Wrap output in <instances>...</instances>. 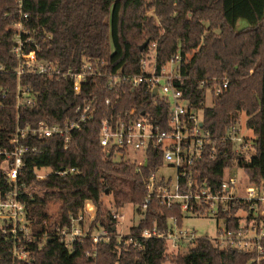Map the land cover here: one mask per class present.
Here are the masks:
<instances>
[{"label": "trees", "instance_id": "16d2710c", "mask_svg": "<svg viewBox=\"0 0 264 264\" xmlns=\"http://www.w3.org/2000/svg\"><path fill=\"white\" fill-rule=\"evenodd\" d=\"M24 11L30 19L25 26L39 45L38 61H54L64 68H79L85 60H104L107 70L115 74L137 73L144 56L140 47L157 43L159 65L166 64L178 52L183 59L182 74L185 94L195 104L203 100L199 85L202 80L228 78V88L204 110V125L214 134H222L245 114V126L256 137V154L247 160L228 153L216 160H204L202 177L208 185L219 184L224 170L233 165L242 167L251 182L264 178V0H25ZM153 11L152 15L148 13ZM240 20L247 26L238 29ZM19 21L15 0H0V148L10 149L16 120L22 123L49 121L62 123L73 116L74 107L94 99L99 110L95 119L74 134L67 150L58 138L28 140L38 151L25 154L21 191L36 188L25 197L33 229L42 232V222L67 223L68 213L90 200L97 206L94 224L111 229L114 221L103 197L111 194L116 208L127 204L139 206L147 190L145 179L153 164L138 172L128 162H115L102 154L99 144L100 121L107 111L105 99L112 94L105 88V79L88 82L79 95H74L68 81H54L40 74L22 75L20 83L39 92L38 107L16 108L15 73L17 59L11 53L15 33L10 27ZM160 23H159V22ZM35 50L27 46L26 52ZM186 62V63H185ZM136 89L121 95L118 108L140 107ZM147 107V106H145ZM158 154L149 152V157ZM48 167L58 170L75 167L78 173L66 177L48 175L38 181L33 170ZM12 189L6 182L0 159V193ZM59 202L58 217L52 222L48 202ZM241 204L230 203L224 216L228 227L238 225L235 213ZM140 210V209H138ZM172 216L181 219V211L160 206L153 199L145 217L134 231L165 225ZM53 223V224H54ZM264 226V219L262 220ZM33 244L32 264H115V243L95 246L90 239L75 244L69 252L59 239L47 241L37 249ZM264 247V239L262 241ZM165 243L152 241L141 257L136 252L123 254L121 264H162ZM96 252V255H95ZM251 254L220 249L207 237H200L191 251L178 257L177 264H256L249 263ZM264 264V261L261 262ZM0 264H13L12 243L0 232Z\"/></svg>", "mask_w": 264, "mask_h": 264}, {"label": "built area", "instance_id": "2783aa9c", "mask_svg": "<svg viewBox=\"0 0 264 264\" xmlns=\"http://www.w3.org/2000/svg\"><path fill=\"white\" fill-rule=\"evenodd\" d=\"M15 3L19 21L10 30L15 33L11 53L18 61L15 68L18 77L16 108L24 106L33 110L39 104V92L21 85L22 75L35 73L54 81H68L76 96L89 81L95 83L97 79H105V88L112 96L105 99L107 111L100 121L99 144L102 154L115 162L131 163L138 172L149 165V160L157 164L154 168L150 166L151 171L144 181L147 194L143 203L136 206L137 211L143 219L152 200L157 199L160 206L170 210L179 209L181 219L172 216L165 225L156 223L152 228L134 231L137 225L131 227L128 233H123V215L109 210L114 221L112 228L95 225L98 209L92 201L87 200L83 206L68 213L66 224H50L49 220H44L42 232L34 231V222L30 219L25 200L32 193L28 192V188L21 191L24 183L20 184L19 179L26 164L25 154L42 151L27 141L58 138L64 150H67L74 134L95 119L99 106L95 98L86 100L76 105L73 116L62 123L45 120L33 124L22 123L17 117L15 132L9 140L10 149L0 148L1 167L6 182L12 187L9 192L0 193V232L12 243L13 264H32L33 244L37 241V249H42L52 239H59L69 252L73 251L75 244H81L85 239H90L95 246L114 241L117 254L115 264H121L123 254L130 252L144 257L148 243L158 240L165 243V258L184 256L196 246L200 237H207L197 236L195 229H183L184 218L191 216H210L221 221L217 237L207 238L220 249L251 254L249 263L262 264L264 178L251 182L244 169L237 164L224 170L223 179L217 185H208L207 178L202 177L201 168L206 158L214 161L218 155L227 157L230 152L237 159L249 160L257 151L253 132V136L247 135L238 125L239 122L218 135L204 125L205 108L211 107L228 88V78L224 77L222 81L202 80L199 89L203 91V100L195 104L185 94L181 54L178 52L166 64L159 65L157 43L146 47L137 73H110L106 62L98 59L85 60L79 68H64L54 61H38L37 51L40 47L32 39L31 30L25 26L30 19L29 13L24 11L25 0H15ZM27 46H34L35 50L26 52ZM4 69L0 65V71ZM129 88L137 90L140 107L118 108L121 95ZM210 99L212 103L209 105ZM151 151L158 154L151 158ZM166 164L175 170V179L169 175L157 176V171ZM33 172L36 179L41 181L48 175L66 177L78 173V170L75 167L58 170L36 167ZM230 203L241 204L235 213L238 225L234 228L228 227V219L224 216Z\"/></svg>", "mask_w": 264, "mask_h": 264}, {"label": "rangeland", "instance_id": "374dc122", "mask_svg": "<svg viewBox=\"0 0 264 264\" xmlns=\"http://www.w3.org/2000/svg\"><path fill=\"white\" fill-rule=\"evenodd\" d=\"M153 11H150L148 14L152 15ZM159 22V21H158ZM160 23V22H159ZM247 26V22L244 20H240L238 22L237 28L242 29ZM212 103L211 99L208 101V104L210 105ZM245 121H246V116L245 114H242L241 117L239 118V123L238 125L243 128V130L246 132L247 135L253 136L251 130H247L245 126ZM168 164L165 165V167H162L157 171V176L161 175H169L173 176L175 179V170H173L170 167H167ZM38 174H40L38 172ZM28 192L31 194L33 193H38L41 195L42 191L36 189V188H30ZM104 204L106 208L110 211L116 212L119 215H123L124 219L122 221V231L123 233H128L129 229L133 226H137L142 219V215L137 211L136 205L133 204H127L123 206L122 208H115L113 204V199L111 194H105L103 197ZM49 206V212L52 218V222L54 221L55 218L58 217L59 214V207L60 204L59 202L56 201H50L48 202ZM183 229H195L196 235L197 236H207L209 238H215L218 235V227L222 225L221 221H218L215 218H212L210 216H191L184 218L183 220ZM182 257V256H178ZM178 257L176 256H167L164 259V262L162 264H177V259Z\"/></svg>", "mask_w": 264, "mask_h": 264}, {"label": "water", "instance_id": "95a60500", "mask_svg": "<svg viewBox=\"0 0 264 264\" xmlns=\"http://www.w3.org/2000/svg\"><path fill=\"white\" fill-rule=\"evenodd\" d=\"M148 42H145L141 47L140 50L143 51L147 46H148ZM115 229V227H113V230Z\"/></svg>", "mask_w": 264, "mask_h": 264}]
</instances>
